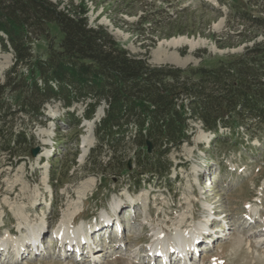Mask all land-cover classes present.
<instances>
[{
	"label": "rangeland",
	"instance_id": "rangeland-1",
	"mask_svg": "<svg viewBox=\"0 0 264 264\" xmlns=\"http://www.w3.org/2000/svg\"><path fill=\"white\" fill-rule=\"evenodd\" d=\"M134 1L132 15L122 13L123 4L116 0H87L84 7L91 25L105 26L122 47L148 56L154 65L217 66L253 45L217 46L213 34L235 35L245 28L233 18L232 8L264 19V0ZM155 9L163 12L159 25L147 23L137 30L140 16L148 12L153 19ZM169 17L185 34L166 39L154 32L162 31ZM262 32L258 41H264ZM180 37L198 46L164 44ZM47 47L45 41L36 43L34 53L46 56ZM12 64L13 55L0 48V83ZM47 108L50 121L29 129L38 154L34 157L31 150L17 167L0 155V264H165L168 254L169 264H264V144L259 138L248 144L262 151L224 145L216 150L213 136L196 123L192 141L169 154L167 179L129 175L118 170L117 161L109 169L87 164L96 145L93 121L82 123L78 147L71 139L56 144L53 120L63 110L58 104ZM77 108L81 114L83 107ZM126 152L118 160L132 171L134 151ZM53 159L61 166L56 189L49 185L48 161ZM10 229L16 232L9 235ZM34 239L36 248L29 247Z\"/></svg>",
	"mask_w": 264,
	"mask_h": 264
},
{
	"label": "trees",
	"instance_id": "trees-1",
	"mask_svg": "<svg viewBox=\"0 0 264 264\" xmlns=\"http://www.w3.org/2000/svg\"><path fill=\"white\" fill-rule=\"evenodd\" d=\"M79 1L65 0L62 7L61 1L53 0H0V48L13 55L0 83V155H6L13 167L30 157L36 138L29 129L50 121L47 107L54 104L63 110L53 120L56 144L71 139L77 147L82 123L92 121L104 107L87 162L93 169H109L117 161L118 170H128L129 175L167 179L172 168L169 154L192 141L196 123L213 135L216 150L224 145L262 151L248 142L259 138L264 144V41L257 40L264 19L232 8L233 18L243 21L245 28L235 35L213 34L217 46L253 45L217 66L183 69L154 65L148 56L132 54L108 28L91 25L84 7L87 0ZM116 2L123 4L122 13L133 14L134 0ZM161 11L155 9L153 19L148 12L141 15L137 30L147 23L158 26ZM170 20L165 18L162 31L154 32L166 39L185 34ZM42 41L48 43L46 56L34 53V45ZM128 149L134 151L132 171L118 160ZM55 161H48L52 189L61 176L60 162ZM137 180L135 184H141Z\"/></svg>",
	"mask_w": 264,
	"mask_h": 264
},
{
	"label": "bare ground",
	"instance_id": "bare-ground-1",
	"mask_svg": "<svg viewBox=\"0 0 264 264\" xmlns=\"http://www.w3.org/2000/svg\"><path fill=\"white\" fill-rule=\"evenodd\" d=\"M164 44L166 45H171V46H180V45H187V46H190L192 49L195 47V46H198L197 43H195V41L193 40H190L186 37H180V38H176V39H172L170 41H166ZM165 46V45H164ZM175 61V60H174ZM77 214V211H74L73 213H71V221L72 223L75 222V215ZM16 231L15 230H9L8 231V234L11 235L12 233H15ZM32 243L36 244V241L35 239L32 241ZM82 249H84L85 247L84 246H81ZM172 261V260H170Z\"/></svg>",
	"mask_w": 264,
	"mask_h": 264
},
{
	"label": "water",
	"instance_id": "water-1",
	"mask_svg": "<svg viewBox=\"0 0 264 264\" xmlns=\"http://www.w3.org/2000/svg\"><path fill=\"white\" fill-rule=\"evenodd\" d=\"M100 111H101V117H103V116H104V109H100ZM97 114H98V113H96V116H95V118H94V120H93L94 125H95L96 122H99L100 119H101V117H99ZM99 114H100V113H99ZM148 148H149V149H148L149 152H151V151H152V145H151V143H149V142H148ZM38 152H39V149H38V148H34V149H32V155H33L34 157L38 154Z\"/></svg>",
	"mask_w": 264,
	"mask_h": 264
}]
</instances>
